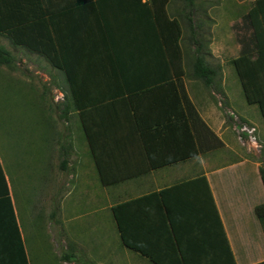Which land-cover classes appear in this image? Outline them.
Returning <instances> with one entry per match:
<instances>
[{
	"label": "crops",
	"instance_id": "crops-1",
	"mask_svg": "<svg viewBox=\"0 0 264 264\" xmlns=\"http://www.w3.org/2000/svg\"><path fill=\"white\" fill-rule=\"evenodd\" d=\"M26 1L23 0L24 12L22 4H20L19 16L29 14L26 9L28 8ZM38 1L41 4V0ZM129 5L131 6L127 9L126 6ZM44 6L57 13L65 10L64 15L61 14L54 20V24L58 36L63 38L61 49L67 62V76L53 66V73L51 74L60 77L58 81L68 93H70L72 85L82 93L83 101L114 96L116 103L121 98L118 95L119 90L125 86L123 72L132 71L135 73V80L128 83L129 87L139 88L143 84H147V90L154 89L148 94V97L141 96L140 93L135 101L137 103L145 100L153 102L154 109L152 112L155 114L159 113L157 107V103H159L169 119L172 118L179 123L183 122V118L180 117V105L176 94L173 93L170 82L164 80L165 68L160 67L153 60L155 50H153V43L149 40L150 36L148 35L151 24L147 16L139 12L136 6L125 2L119 5L118 2L111 4L101 2L97 10L92 3L85 2V0H45V5L43 4L42 7L44 8ZM30 8H34V6L31 5ZM9 9L11 8H8V11ZM11 20L9 13L3 18L6 24H9ZM106 23L110 30L107 29ZM0 36L8 38L15 51L22 50V53L23 50L26 51L24 47H15L8 36L3 34ZM212 48L211 45L205 51L210 53ZM144 52H148L149 56H143L142 65L139 66V63L136 64L130 60L133 56L140 58L139 54ZM28 55L36 58L44 57L37 52H29ZM121 57L124 65L119 64L122 63L121 61L117 62V59ZM187 76L188 74L184 77L186 91L201 117L218 135L224 145L207 152H200L198 156L189 160L180 161L173 165H164L159 169L144 172L149 166V158L145 149L140 148L139 145H117L110 138L106 139L102 147L105 177V181H102L91 152L89 140L82 128L79 113L73 111L67 117L57 114L56 119L53 113L38 115L36 120L44 122L36 127L41 129L44 137L41 143L37 144V147L44 152V157L41 160L42 165H40L42 168L40 178L42 179L39 184L43 186L41 194H43L42 201L45 207L40 209L33 219H35L34 222H37L36 220H39L43 213L52 220L53 224L56 225L57 235L60 233L64 235L61 246L67 251L66 254L57 257L58 260L51 264H128L127 261H141V257L147 258L134 251L137 255L134 256L135 259H132L134 257L128 254L130 260L121 261L117 260L119 257H116L115 260L113 258V262H108L111 255H107L105 245L100 247L102 242L105 243V240L100 236L91 237L90 234H87V237L83 235L80 240L74 230L76 224L72 225L71 223L83 217L87 218L83 229L84 233H87L90 228L92 234H99L98 232L106 231V225L100 223V217L104 219L107 212H111L121 239V249L125 245L112 211L113 206L171 187L184 180L196 178L200 174H205L208 178L237 264H255L264 261V228L255 214V206L264 202V182L260 170L264 164V155L257 159L246 154L250 153L247 149L246 153L244 152L235 132L227 121L228 118L218 108L212 94L210 93V98L205 96L204 89L206 91L207 89L204 82L194 81L189 88L186 81ZM160 77H163L162 81H155ZM251 107V105L246 106L245 103L244 108L241 105L240 114L245 120H254V113H252L254 110ZM176 110L179 112L178 117L175 115ZM92 118L109 122L112 116L103 111L99 116ZM55 120L68 121L71 128L66 131L73 133V135L66 134L64 137L65 131L59 132L55 128V123H52ZM256 125L259 129L260 139L264 143V124L257 121ZM163 136L167 137L169 147L162 151L158 150L157 153L162 158L172 157L176 146H178L177 151L180 150V146H184V135H181L180 127L177 130L170 129L169 133ZM169 139L172 141V149ZM229 150L236 157L229 161L225 160L223 163L215 161L212 154ZM75 154L78 157L73 160ZM205 155L210 156L209 161L206 160ZM57 158L60 161H56ZM85 158L86 160H84ZM58 168H62L60 175L68 172L71 176L66 187L69 190L67 194L73 197H71L67 210L64 208V204L58 205V202L57 205L55 204L58 196L52 193L50 187L53 184L50 181L55 179L53 172ZM140 171L141 173H137ZM128 173L133 174L129 175L132 177L110 184L120 176L127 178L128 175L126 174ZM135 173L140 175H135ZM12 199L24 243V260L26 263L28 261L29 264H35L30 255L28 230L26 233L23 222L17 214L13 195ZM66 214L67 219L65 220ZM64 220L67 223L65 224L67 228L64 225ZM33 229L39 233L37 225H33ZM187 229L190 228L187 227L185 230ZM65 230H67V237L64 234ZM125 247L129 249L127 246ZM21 260L23 259L18 245L0 238V264H21ZM151 262L155 264L153 261ZM132 264H137V262Z\"/></svg>",
	"mask_w": 264,
	"mask_h": 264
},
{
	"label": "trees",
	"instance_id": "trees-1",
	"mask_svg": "<svg viewBox=\"0 0 264 264\" xmlns=\"http://www.w3.org/2000/svg\"><path fill=\"white\" fill-rule=\"evenodd\" d=\"M86 1L92 3L97 10L101 2H107V4L118 2V5L123 2L131 3L138 8L139 12L147 16L151 24L148 30L149 40L153 43L152 47L155 50L154 63L165 68L164 80L170 82L180 105V117L183 118L181 123L175 122L172 118L169 119L159 103L157 107L160 116L159 113L152 112L153 102L145 100L137 103L135 99L140 93L141 96L148 97L154 89L147 90V84L139 88L129 87L128 83L135 80V73L132 71L123 72L125 86L119 90L118 95L121 98L116 103L114 96L83 101L79 89L71 85L70 93H68L62 87L65 90L64 101L59 105L62 115L67 117L73 111L79 113L82 128L89 140L102 181H105L102 147L106 139L111 138V141L117 145H139L140 148H144L149 158V166L144 172L189 160L198 156L200 152H207L224 145L201 117L186 91L184 82L186 74L192 73V77L201 79L208 87L215 86L223 93V89L216 82V77L222 68L213 66L207 61V54L203 51L205 47L203 36H200L201 38L197 36L198 28L201 26L197 25L191 17L196 0H184L190 30L196 34L191 36L196 47L191 73H188L184 59L183 24L180 18L171 15L169 10L172 0ZM26 2L29 14L19 16L20 4L23 10V0H0V34L8 36L15 47L26 48V51H23L27 55L29 52H37L44 56L54 68L67 76V62L61 49L63 38L58 36L54 24V20L59 15H64L65 10L57 13L45 6L43 8L45 0H41L42 5L38 0H27ZM31 5L34 8H30ZM130 6L126 8L129 9ZM8 8L11 9L8 11ZM7 13L12 19L9 24L3 21ZM243 19L249 33L240 38L242 44L240 54L231 59L230 63L241 82L247 104L256 105L259 108L264 122V0H254ZM105 25L110 30L109 25L107 23ZM140 54V58L133 56L130 59L136 64L139 63V66L143 63V56H149L148 52ZM120 61L122 63H119ZM117 62L124 65L122 57L117 59ZM15 63L14 51L0 45V65L11 68L15 66ZM50 75L54 83L61 86L58 81L60 77L56 74ZM162 79L163 77H160L155 81H162ZM118 95L115 94L119 97ZM103 111L112 116L109 122L92 118L99 116ZM40 114H46V112L35 116L29 115L26 121L34 122ZM175 115L176 117L179 115L177 110ZM35 123L27 124L30 130L44 122L36 120ZM179 127L181 135H184V146H180L179 151L176 146L172 157H160L158 150L162 151L169 147L168 139L163 135L168 134L170 129L177 130ZM170 145L172 149V141ZM260 170L264 182V164ZM126 175H128L127 178L120 176L110 184L124 181L133 174ZM135 175L140 174L135 173ZM112 211L123 244L149 258L155 264H237L205 174L115 205ZM255 214L264 228V202L255 206ZM187 227L190 229L185 230ZM0 238L17 244L23 259L21 264H29L24 260V243L9 181L2 163H0ZM255 264H264V261Z\"/></svg>",
	"mask_w": 264,
	"mask_h": 264
},
{
	"label": "rangeland",
	"instance_id": "rangeland-1",
	"mask_svg": "<svg viewBox=\"0 0 264 264\" xmlns=\"http://www.w3.org/2000/svg\"><path fill=\"white\" fill-rule=\"evenodd\" d=\"M253 2L254 0H196L191 13L194 22L201 26L198 28L197 36H203L204 53L206 48L213 46L209 54L206 52L207 61L213 66H221L222 68L216 77V82L223 89V93L218 91L215 86L208 87L204 83L208 91L204 89L205 96L210 98V93L212 94L218 108L228 118L227 121L230 125L232 122L225 112L226 108H222L219 103L222 102L226 106L232 107L235 114L240 118H242L240 114L241 105L243 108L244 103L246 106L249 105L245 101L241 82L230 60L239 56L242 48L240 38L247 36L249 33L245 27L243 17L248 13ZM184 8V0H172L169 4L171 15L180 18L183 24L182 44L185 51L184 59L188 73H191L196 49L191 36L196 34L190 30V22L186 18L187 11ZM0 45L10 48L16 56L14 67L9 68L5 65H0V163L5 169L17 214L23 222L26 233L28 230V245L30 246L32 262L38 264L39 261V264H51L58 260L57 257L66 254L67 251L61 246L64 235L62 233L58 234L59 236L57 235L56 225L53 224L52 220L48 219L43 213L39 220H36L37 222H34L35 219H33L39 210L45 207L42 201L43 194H41L43 186L39 184L42 179L40 178L42 174L40 165H42L41 160L44 157V152L37 147V144L41 143L44 137L40 128L34 127L30 130L27 126V124H36V120L31 122L26 121V118L29 115L35 116L38 113L46 112L53 113L56 119L57 114H62V109L59 105L64 101L65 90L64 88L62 89V86L54 83L50 75L53 73V67L44 57L36 58L25 54L24 51L22 53V50L15 51L8 38L1 36ZM191 74H188L186 78L189 88L194 81L204 82L201 79L192 77ZM251 106L252 110H254V112L252 111L254 120L248 121L257 128L256 136L260 142L259 147L255 148L252 146L249 151L247 145L242 144L238 139V134L233 126L231 128L235 132L236 138L244 152L246 153L247 149L250 153L246 154L252 156V158L259 159L264 155V143L260 139L256 123L259 121L264 124V122L259 108L256 105ZM248 121L245 120L247 123ZM52 123H55V128L59 132L65 131L64 137H66V134L73 135V133L66 131L71 128L68 121L55 120ZM63 143L65 144V142ZM212 155L215 161L217 160L219 163L236 157L230 150L220 151ZM77 157L75 154L73 160H76ZM205 157L206 160H210L209 155H205ZM56 161H60V159L57 158ZM61 171L62 168L55 169V172H53L55 179L50 181L51 184L53 183L50 187L52 193L58 196L55 204L57 205V202L59 203L58 205L62 203L67 210L71 197H73L67 194L69 190L66 187L68 182H70L71 176L68 172L60 175ZM49 176L51 178L50 174ZM55 182L57 183L56 187ZM65 220L63 221L64 225L67 224ZM86 221L87 218L83 217L71 223L72 225L76 224L74 230L77 233V238L81 240L83 235L86 236L87 234H90L91 237L100 236L105 240V243L102 242L100 247L105 245L107 255H111V259H108V262H113V258L115 260L116 257H119L117 260L121 261L130 260L131 258H129L128 254L132 257L137 256L134 251L127 249L125 246L120 249L121 239L111 212H107L104 219L100 217V223L106 225V231L98 232L99 234H92L93 232L90 228L87 233H84L83 229ZM33 225L39 227V233L33 229ZM65 227L67 228V225ZM64 234L67 237V230H65ZM132 259H135V257ZM140 259L141 261H127V263L153 264L147 258L141 257Z\"/></svg>",
	"mask_w": 264,
	"mask_h": 264
},
{
	"label": "built area",
	"instance_id": "built-area-1",
	"mask_svg": "<svg viewBox=\"0 0 264 264\" xmlns=\"http://www.w3.org/2000/svg\"><path fill=\"white\" fill-rule=\"evenodd\" d=\"M222 108H226L225 112L230 117L231 126H233L234 130L238 134V139L242 142V144L247 145V149H251V147H259L260 142L256 136L257 128L252 126V124L245 122L244 119L240 118L232 107L226 106L222 102L219 103ZM247 121V120H246ZM250 151V150H249Z\"/></svg>",
	"mask_w": 264,
	"mask_h": 264
}]
</instances>
